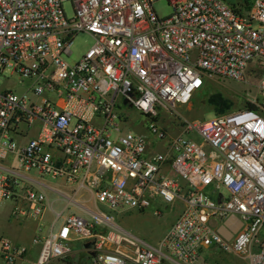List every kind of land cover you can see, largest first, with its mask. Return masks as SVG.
<instances>
[{"label":"built area","instance_id":"1","mask_svg":"<svg viewBox=\"0 0 264 264\" xmlns=\"http://www.w3.org/2000/svg\"><path fill=\"white\" fill-rule=\"evenodd\" d=\"M156 1L0 0V206L39 221L37 258L3 235L5 264H67L79 241L92 242L85 264H211L209 249L264 264V0L246 12L168 0L164 16ZM80 32L95 42L69 61ZM251 63L257 109L184 119L177 134L162 125L208 79L244 81ZM129 108L151 119L148 133L129 129ZM47 188L69 201L51 205L44 233ZM87 194L112 211L178 213L149 244Z\"/></svg>","mask_w":264,"mask_h":264},{"label":"rangeland","instance_id":"2","mask_svg":"<svg viewBox=\"0 0 264 264\" xmlns=\"http://www.w3.org/2000/svg\"><path fill=\"white\" fill-rule=\"evenodd\" d=\"M226 2L236 6L242 12L248 11L253 4V0H226ZM154 6L160 15L164 16L172 12V7L168 0H158L154 3ZM65 8L69 15L74 13L71 2H66ZM94 42L95 38L92 34L89 32H80L76 35L72 43V55L65 56V58L69 61L77 60L94 44ZM254 64L255 63H251V66H249V70L244 81L229 78L226 80L218 78L208 79L205 86H203L202 89L195 94L189 105H182L175 113L164 115L160 118V122L169 130L171 134H177L181 130V125L184 119H210L216 116L215 109L220 113H228L237 109L246 108L249 103L256 105L258 108L259 106L254 101V97L258 95L259 72L256 70ZM213 96L222 97L226 101V104H224V106L221 105L220 108H216L215 105L211 103V98ZM128 112L130 113V117L133 119L129 129L148 133V124L151 122V119H148L134 108H129ZM45 180L56 187L63 188L66 191H71V188L59 179H53L46 176ZM46 193L48 197L49 210L40 221L43 224L44 233L48 231L49 224L53 220V216L50 213L51 205L56 209H62L69 201L66 197L49 188L46 189ZM87 198H89L88 194L82 199V203L84 205L89 208H98L111 213L115 216L114 221L116 224L126 229L133 235L146 240L149 244H156L159 238L163 236L166 229L175 220V210L169 211L163 209V215L161 217L154 215L152 209L145 212L137 210L112 211L103 204H98L97 207L93 201H88ZM11 204V201H5L0 206V236H8L16 242L21 240L20 242L26 244L30 249L35 250V248L32 247V245H36L33 244V237L39 233L37 231V223L39 221L33 219L23 220L19 229L13 230L9 228V230L6 231L3 219L9 212ZM68 207L67 212L75 209L73 203L69 204ZM37 246L38 245L35 247ZM221 258L229 261V259L223 255H221ZM70 261L67 263H70ZM229 262H231V260ZM0 264L5 263L0 260ZM87 264H90V262Z\"/></svg>","mask_w":264,"mask_h":264},{"label":"crops","instance_id":"3","mask_svg":"<svg viewBox=\"0 0 264 264\" xmlns=\"http://www.w3.org/2000/svg\"><path fill=\"white\" fill-rule=\"evenodd\" d=\"M3 210H5V209H3ZM177 213H178V211H175V213H174L175 218H176ZM3 221L5 223L6 231H8L9 228H11L13 230H17L21 227V225L23 223V220H17L11 215L10 209H9V212L7 213V215L4 217ZM239 223H240V219L238 216H235V215L230 216L227 220V225L228 224H239ZM37 226H38V223H37ZM221 230L226 231V229L224 227H222ZM20 241L21 240H19L18 243H22ZM85 247H86L85 242H83V241L77 242L75 247H74V251H73V254L71 257V261H70V263H67V264H85V262H87L89 260L87 257V251H86ZM34 248H35V250L31 249V253H30L31 259H36L37 255H38L39 247H34ZM221 255H223L224 257L229 259V261L231 260V262L226 261V259L221 258ZM206 259L211 264H239V263L246 264L243 261H240V260H238V259H236V258H234L228 254H225L223 252H217L216 250H210V249L204 253V260H206Z\"/></svg>","mask_w":264,"mask_h":264},{"label":"trees","instance_id":"4","mask_svg":"<svg viewBox=\"0 0 264 264\" xmlns=\"http://www.w3.org/2000/svg\"><path fill=\"white\" fill-rule=\"evenodd\" d=\"M207 82V81H206ZM206 84V83H205ZM205 86V85H204ZM211 103L213 104V105H215V107L216 108H220L221 107V105L222 106H224V104H226V101L222 98V97H220V96H213L212 98H211ZM247 108H253V109H257V106L256 105H254V104H252V103H249V105L247 106ZM215 113L216 114H219L220 112H217V110L215 109Z\"/></svg>","mask_w":264,"mask_h":264},{"label":"water","instance_id":"5","mask_svg":"<svg viewBox=\"0 0 264 264\" xmlns=\"http://www.w3.org/2000/svg\"><path fill=\"white\" fill-rule=\"evenodd\" d=\"M91 245H92V242H91V241H89V242H87V243L85 244L86 247H90Z\"/></svg>","mask_w":264,"mask_h":264}]
</instances>
